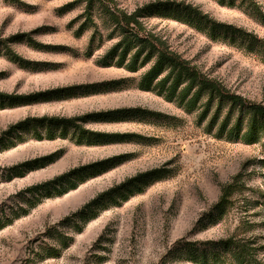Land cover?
<instances>
[{
	"label": "rangeland",
	"instance_id": "1",
	"mask_svg": "<svg viewBox=\"0 0 264 264\" xmlns=\"http://www.w3.org/2000/svg\"><path fill=\"white\" fill-rule=\"evenodd\" d=\"M108 1L128 13L143 11V22L173 51L264 106V21L245 4ZM254 1L264 14V0ZM165 2L191 5L260 42L251 46L247 38L228 34L213 38L150 8ZM112 28L105 9L88 10L86 0H0V93L26 97L118 81L98 91L75 90L70 97L47 94V100L0 103V264H236L221 248L205 263L172 253L180 240L209 250L211 243L230 236L253 241L256 262L264 264V120L257 137L246 142L241 137L249 113H242L236 137L219 129L229 105L212 122L214 106L200 118V109L187 111L154 91L138 89L145 68L133 73L113 62L102 65L118 39L108 38ZM18 35L23 37L14 40ZM11 53L27 66L12 61ZM118 109L136 111L78 121L95 133L121 135L90 144L77 142L73 128L67 137L54 139L36 138L33 127L7 132L30 117L73 118ZM233 112L228 125L238 109ZM49 125L54 126L45 122L36 130L44 135ZM117 156L122 162L80 182L81 168ZM33 160L38 161L14 168ZM152 171L155 175L148 174ZM140 174H146L140 192L105 197L87 223L78 216L92 199ZM71 183L76 187L70 189ZM228 186L224 213L214 218L212 209Z\"/></svg>",
	"mask_w": 264,
	"mask_h": 264
},
{
	"label": "trees",
	"instance_id": "2",
	"mask_svg": "<svg viewBox=\"0 0 264 264\" xmlns=\"http://www.w3.org/2000/svg\"><path fill=\"white\" fill-rule=\"evenodd\" d=\"M216 1L221 5L232 7L245 4L246 7H248L252 12L258 14L264 21V14L260 13L259 5L254 0ZM86 2L88 10L92 11L94 6L105 9L107 18L113 26L108 38H111L112 36H116L118 38L101 58L102 65L108 66L113 62L114 66L123 67L133 73L145 68L140 73L137 83L138 89L154 91L157 94L162 95L167 100L177 102L187 111L200 109V118L206 116L209 110L214 106L215 110L211 118L212 122L218 118L222 107L225 104L229 105L230 108L227 110L226 115H224L219 129L227 130L229 134H233L236 137L241 131V124L244 118L242 113H249L250 116L247 119L248 127L243 132L241 138H243L246 142H250L257 137L256 130L260 128L259 120L261 118L264 120V106L247 101L243 96L229 90L222 84V82L209 77L200 71L189 60L173 51L162 37L146 26L145 22L141 19V12L143 11L136 10L128 13L119 9L116 5L109 3V1L107 2V0H86ZM150 8H154L157 12L162 10L163 14H167L173 19L187 23L213 38L219 36L220 34H228L230 38H234L233 36L239 37L242 40L247 38L251 46L254 42H260V40L253 34H248L244 30L235 28L232 25L216 22L209 18L207 14L202 13L198 8L188 4L183 5L165 2L151 5ZM146 9L147 8L144 10ZM22 37V35H18L14 37V40L21 39ZM11 54L12 55H10V57L12 61L17 62L22 66H27L28 62L23 61L13 53ZM117 83L118 81H110L86 86H69L62 89L39 92L26 97L0 93V103L3 105L5 100L9 101L10 105H17L22 102L36 101L39 99L47 100L49 98L47 94H59L58 97L66 94L65 96L70 97L73 95L72 91L75 90L91 89V91H98L101 86L114 85ZM234 108H237L238 112H236V117L233 123L228 125L229 120L234 114ZM134 111L136 110L118 109L73 118L52 117L47 119L46 117H30L17 123L16 125H13L7 132L9 133L16 129L22 130L28 127H33L36 138L45 137L46 139H54L56 137H67L70 129L73 128L72 133L75 134V132H77V142L90 144L98 140L100 137L110 136L117 138L121 135H106L98 132L95 133L91 130L84 129L78 121H84L88 118L95 120L103 119L101 116L104 115L107 116L127 112L132 113ZM45 122H50L51 124H54V126L49 125L46 133L42 135L37 132L36 127L43 125ZM110 140L112 141L115 139ZM37 161L38 160L27 161L16 165L14 168H26ZM120 162H122V160L119 159L118 156L94 162L85 168H81L80 172H83V176L79 180L82 182L88 177V175L95 176L106 170V168L114 166ZM87 169L90 170L89 172L91 173L87 174ZM148 174L155 175V172L152 171ZM145 176L146 174L137 175L126 180L116 188H112L107 192L98 195L78 212V216L85 221L84 223H87L96 216L97 211L93 210L101 206L105 197L110 198L111 196H114V193L118 192L121 197L123 196V198H125L123 195L124 193L121 192H140L142 190V185L146 183V181H142ZM75 187L76 183H71L70 189ZM35 189H37V187ZM228 190L229 186L222 189L220 201L212 209V217H220L224 213L223 202L226 200ZM57 193L60 194L61 191L57 189ZM252 243L253 241L245 240L244 238L230 236L218 242L211 243L209 247L210 249L208 250L205 247L203 249H198L194 246L195 243L180 240L174 244L172 253L179 256L184 252L185 258H188L191 261L205 263L208 261V256L214 259V257L219 254L217 248H221L223 252H228L231 262L233 261L236 264H259L255 259L258 247H254Z\"/></svg>",
	"mask_w": 264,
	"mask_h": 264
}]
</instances>
